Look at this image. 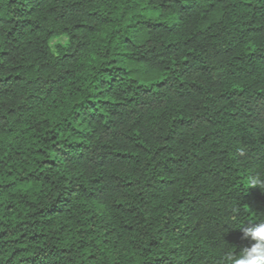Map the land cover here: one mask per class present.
Listing matches in <instances>:
<instances>
[{
  "label": "trees",
  "instance_id": "trees-1",
  "mask_svg": "<svg viewBox=\"0 0 264 264\" xmlns=\"http://www.w3.org/2000/svg\"><path fill=\"white\" fill-rule=\"evenodd\" d=\"M253 175L264 0H0V264H227Z\"/></svg>",
  "mask_w": 264,
  "mask_h": 264
},
{
  "label": "clouds",
  "instance_id": "clouds-1",
  "mask_svg": "<svg viewBox=\"0 0 264 264\" xmlns=\"http://www.w3.org/2000/svg\"><path fill=\"white\" fill-rule=\"evenodd\" d=\"M249 186L258 187L264 192V176L253 175ZM239 227L243 232V239L249 240V246L242 248L238 254L228 252L226 254L227 264H264V218H252ZM253 221H256L253 223Z\"/></svg>",
  "mask_w": 264,
  "mask_h": 264
},
{
  "label": "rangeland",
  "instance_id": "rangeland-1",
  "mask_svg": "<svg viewBox=\"0 0 264 264\" xmlns=\"http://www.w3.org/2000/svg\"><path fill=\"white\" fill-rule=\"evenodd\" d=\"M63 42H64L63 39H56V40H54V41L52 42V44L54 45V44H56V43H63Z\"/></svg>",
  "mask_w": 264,
  "mask_h": 264
}]
</instances>
